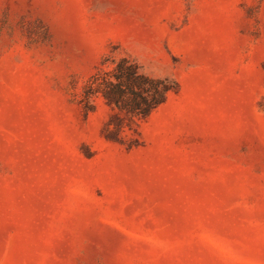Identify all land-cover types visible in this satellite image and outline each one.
<instances>
[{"label": "rangeland", "instance_id": "rangeland-1", "mask_svg": "<svg viewBox=\"0 0 264 264\" xmlns=\"http://www.w3.org/2000/svg\"><path fill=\"white\" fill-rule=\"evenodd\" d=\"M0 264H264V0H0Z\"/></svg>", "mask_w": 264, "mask_h": 264}, {"label": "trees", "instance_id": "trees-1", "mask_svg": "<svg viewBox=\"0 0 264 264\" xmlns=\"http://www.w3.org/2000/svg\"><path fill=\"white\" fill-rule=\"evenodd\" d=\"M172 88L167 79H153L126 59L120 60L112 74L93 77L87 95L100 93L106 102L131 116L146 117L161 104Z\"/></svg>", "mask_w": 264, "mask_h": 264}]
</instances>
